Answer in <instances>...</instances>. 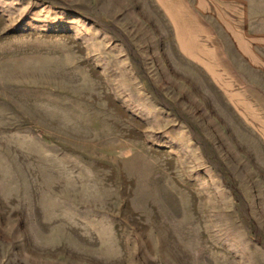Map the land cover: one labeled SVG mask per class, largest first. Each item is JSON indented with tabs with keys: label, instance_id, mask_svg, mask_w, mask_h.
I'll use <instances>...</instances> for the list:
<instances>
[{
	"label": "rangeland",
	"instance_id": "374dc122",
	"mask_svg": "<svg viewBox=\"0 0 264 264\" xmlns=\"http://www.w3.org/2000/svg\"><path fill=\"white\" fill-rule=\"evenodd\" d=\"M0 264H264V144L155 0H0Z\"/></svg>",
	"mask_w": 264,
	"mask_h": 264
},
{
	"label": "crops",
	"instance_id": "0c3cea01",
	"mask_svg": "<svg viewBox=\"0 0 264 264\" xmlns=\"http://www.w3.org/2000/svg\"><path fill=\"white\" fill-rule=\"evenodd\" d=\"M178 51L264 144V14L253 0H155Z\"/></svg>",
	"mask_w": 264,
	"mask_h": 264
}]
</instances>
